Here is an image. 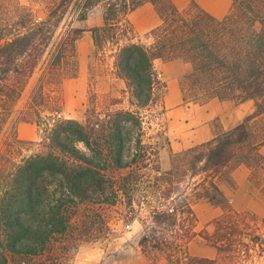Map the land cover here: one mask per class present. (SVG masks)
I'll list each match as a JSON object with an SVG mask.
<instances>
[{
    "label": "trees",
    "instance_id": "obj_1",
    "mask_svg": "<svg viewBox=\"0 0 264 264\" xmlns=\"http://www.w3.org/2000/svg\"><path fill=\"white\" fill-rule=\"evenodd\" d=\"M32 1L42 6L43 19L20 0H0V264L68 262L80 241L106 237L98 211L104 205H123L128 218L138 220L144 256L217 264L190 256L187 244L199 237L219 252L232 248L220 244L240 230L223 227L234 212L216 180L230 163L257 162L264 146V0H230L220 19L192 0L183 9L171 0ZM144 3L154 7L159 22L144 34L146 42L132 41L127 16ZM94 8L100 24L73 26ZM85 31L101 76L108 71L124 87L121 97L102 103L89 80L80 122L62 117L60 85L75 74V44ZM155 60L183 65L193 92L188 99L181 85L184 103L252 100L253 114L205 143L172 153L161 169L163 145L145 128L153 107L163 112L165 85ZM38 68L35 87L18 107ZM18 123L33 124L36 140L19 139ZM200 201L223 208L211 233L196 229L193 204Z\"/></svg>",
    "mask_w": 264,
    "mask_h": 264
},
{
    "label": "rangeland",
    "instance_id": "obj_2",
    "mask_svg": "<svg viewBox=\"0 0 264 264\" xmlns=\"http://www.w3.org/2000/svg\"><path fill=\"white\" fill-rule=\"evenodd\" d=\"M171 1L179 9H183L190 2V0ZM192 1L200 7L197 0ZM198 1L202 2L204 5H207L208 3L209 5L222 4V0ZM20 2L24 5H28L32 9L33 15L36 19H43L44 11L40 4L35 3L32 0H20ZM127 20L133 30V37L129 36V38L132 41L141 40L143 42H146L144 34L148 31V29H150L149 27L159 21L154 7L150 3H144L129 13ZM100 22V10L99 8H94L89 13L85 21L74 22L73 26L87 30L91 26L100 24ZM108 55L109 52L107 50L106 56ZM105 61L107 66L111 67L112 59L110 57H105L104 62ZM74 62L75 74L73 76H65L61 81V114L64 118L82 122L84 119V110L88 101V89H90L88 85L89 80H91L92 83L91 89L102 103H108V101H105L107 96L111 98L121 97L120 91L123 89L124 85L122 81L111 77L108 71L107 74L104 72L105 74L101 76L102 72L98 70V67H100V61L93 55L91 36L88 31L83 32L75 44ZM154 66L161 81H163L165 85L163 95L172 84L178 83L180 88L182 84L186 86V97L190 99L193 92L191 91L189 81L183 80L184 67H181L180 65H172L170 63L164 64L159 61H155ZM39 67H44L43 63ZM41 70L42 68H38L30 78L18 100V107L24 105L31 90L37 83ZM159 113L160 106L158 105L153 107L152 110L148 112L147 118H151L149 122L150 125H145V128H147L146 136L148 138L158 141L161 145H163L159 151L158 158L160 168L164 170L169 166L170 156L172 153L168 152V148L166 146V137L164 136L166 123L164 118H162V114ZM33 129H35L33 140L24 141L36 140V128ZM24 136H27L26 131L24 132ZM252 182L255 187L258 188V195L264 201V177H260L256 172H254L252 174ZM98 211L103 216L109 229L106 237L93 241H80L74 252L70 255L68 262L65 261L60 264H173L168 263L163 259V257H156L152 259L141 254L137 241L142 233V227L137 219L128 218L125 213L127 210L124 209L123 205H117L114 207L104 205L98 207ZM142 214H140V217L143 216ZM225 223L226 224L223 225V227L227 228L229 227L228 225L231 224L239 227L240 230L238 233H235V235L232 234L229 241L224 240V243L220 244V246H225L226 244L229 246L230 244L232 248L224 250L222 248L221 251L217 252V257L214 259L216 263L264 264V242H262L264 241V218L234 212V214L229 216L228 221ZM196 229H204L207 232V230L201 225H198ZM228 229H230V227ZM209 231L210 233L212 232L211 227L209 228ZM250 237L256 238V244H252L249 241ZM196 238L200 240L199 242L201 245L206 246V249H208L207 247H212L201 238ZM242 243L248 244V247L243 246ZM240 250L243 252H239ZM179 261V264H184L182 262V256Z\"/></svg>",
    "mask_w": 264,
    "mask_h": 264
},
{
    "label": "crops",
    "instance_id": "obj_3",
    "mask_svg": "<svg viewBox=\"0 0 264 264\" xmlns=\"http://www.w3.org/2000/svg\"><path fill=\"white\" fill-rule=\"evenodd\" d=\"M200 8L216 19L222 18L230 8V0H222L219 5H204L197 0ZM159 22V21H158ZM154 23L149 28H153ZM149 30V29H148ZM161 63L166 64V62ZM154 61V62H155ZM169 64V63H167ZM171 64V63H170ZM180 65L181 64H172ZM167 89V88H166ZM162 118L165 120L164 136L167 139V148L170 153H177L193 146L211 140L217 133L231 130L255 110L252 100L234 103L230 100L209 99L205 102L188 104L184 103L178 83L172 84L162 98ZM33 126V127H32ZM34 125L18 123L17 137L21 140H33ZM27 136H24V132ZM257 162L230 163L225 171L216 180V185L227 200L233 212L249 214L254 217L264 218V201L258 195V188L252 182V174L264 177V146L257 149ZM197 218V226L201 225L210 233L213 227L210 222L223 214L222 208L200 201L193 204ZM200 239V238H199ZM197 238L187 244L190 256L215 259L217 251L213 247L201 245Z\"/></svg>",
    "mask_w": 264,
    "mask_h": 264
}]
</instances>
